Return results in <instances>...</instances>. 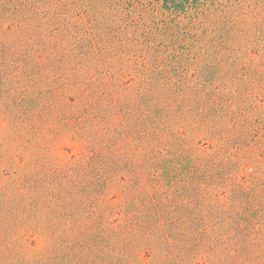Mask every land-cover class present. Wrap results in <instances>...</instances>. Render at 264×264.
Segmentation results:
<instances>
[{
	"label": "rangeland",
	"instance_id": "1",
	"mask_svg": "<svg viewBox=\"0 0 264 264\" xmlns=\"http://www.w3.org/2000/svg\"><path fill=\"white\" fill-rule=\"evenodd\" d=\"M70 1L44 0L27 38L0 55V264H264V0H199L173 16L150 0L156 11L146 20L177 42L168 70L146 74L125 55V8L136 6L139 19L149 0ZM92 29L110 33L99 60L77 51ZM168 87L175 97L200 93L203 124L176 102L163 119L140 114L158 126L154 135L128 138L145 104L165 105ZM137 90L154 92L151 103L136 100ZM224 150L230 163L208 179ZM194 164L205 181L192 180ZM88 183L109 186L83 208ZM166 199L204 221L177 227L180 243L152 235L170 230V214L157 222ZM149 213L157 220L136 226ZM101 229L107 244L94 246Z\"/></svg>",
	"mask_w": 264,
	"mask_h": 264
},
{
	"label": "trees",
	"instance_id": "2",
	"mask_svg": "<svg viewBox=\"0 0 264 264\" xmlns=\"http://www.w3.org/2000/svg\"><path fill=\"white\" fill-rule=\"evenodd\" d=\"M44 0H0V55H3L4 57L11 56L12 52H9L10 49L13 48L14 45H16V42L20 41L22 42L25 38H27V33L32 29L31 27L37 22V19L33 20L37 14V11L42 5V2ZM62 1V0H61ZM80 1V0H79ZM155 2H162V9L164 11L169 12V15L173 16V14L178 12H184L186 9L192 7L193 5L199 4V0H154ZM205 1H214V0H205ZM72 5H77V0H71L70 1ZM97 2V1H95ZM51 4V3H50ZM49 4V5H50ZM54 4V3H53ZM81 4L84 5V0L81 1ZM151 2L149 0V7L148 11L144 10V14L142 15V12L138 15L139 19H133L131 18L130 13L133 10V13L136 12V6H128V9L125 8V32L128 33V36L125 39V51H126V57H130L133 59H136V61L131 62L134 65H137L141 71L146 74L147 67L151 69H155L161 72L163 70H168L169 61L175 57L176 51H173V46L176 44V40L174 39L173 33H168V28H160L157 26L154 22H148L146 20L147 16H150V18H154V13L156 11L155 7H151ZM69 4L66 3L65 8ZM97 7V6H96ZM99 9L102 8V6H98ZM142 8H144V5H141ZM96 9V8H94ZM112 10L118 9L116 5H112L110 3V8ZM68 11L69 9H64L63 11ZM87 12V9L82 8L79 12ZM224 13V12H223ZM130 15V16H129ZM170 18V17H169ZM124 22V21H123ZM103 25L96 27V29L102 28ZM93 30L90 31H83L82 35L88 37L84 43L79 44V47L77 48L78 53L80 54V57H87L89 55H92V58H96L97 52H99V55L97 57V60H99L100 57H106L105 48L106 44L108 43L107 36H110V33L102 36L96 35L94 36ZM171 30V29H170ZM169 30V32H170ZM62 31V30H61ZM62 33L65 36H68L70 34V31L68 29L62 31ZM91 37L95 38L90 39ZM19 42V43H20ZM175 48V47H174ZM175 60H180V57H178ZM190 88V87H189ZM167 93L166 96L163 97V100L165 105L164 106H153L150 107L152 104H145V106H148L147 109L144 108L143 111L138 113L137 118H135L137 122V126L139 129V133H137L135 130H128L126 132V136L133 141L142 140L145 138L150 137L151 135H154L158 129H156L158 126L153 125L150 119L145 115H140L143 112L151 111V114H153V117L155 116L158 119H163L164 114L168 111V109L172 107L173 103H176L181 106L180 108V115H186L188 118L194 120L200 124H203L202 120L198 119L201 117L205 111H204V105L201 101L199 95L198 97L195 94L196 92L193 91H183L181 90L179 94L175 97L171 95V89L165 88L164 89ZM138 91V92H137ZM133 93V95L136 97V100L141 99V103H145L147 100H149V103H151V100H153V96L155 93L150 95V91L141 92L140 90H137ZM198 98V102H197ZM158 99V98H157ZM38 103L40 101L38 100ZM197 103V104H196ZM144 106V105H143ZM130 106L126 105L125 108L129 110ZM179 107V106H176ZM141 108H143L141 106ZM156 108V109H155ZM35 109L34 106L29 105L28 107L24 108L23 112L29 113ZM153 110L156 111L155 116ZM198 113V114H197ZM156 121V118L155 120ZM225 155L221 153L218 158V163H209L211 170H209V173L211 174L209 178L214 179H220L223 175V171L220 169V164L230 163L229 156L230 153L224 150ZM191 174H192V180L194 181H200L206 180V177L203 175V172L201 171V168L196 166L195 164L189 168ZM235 171V170H234ZM225 174H230V170H227L224 168ZM233 174V171H232ZM148 175H150L148 173ZM151 179H156L154 177H151ZM110 184V183H109ZM193 185L198 186H205L209 185L210 183H190ZM223 184V183H222ZM220 183H211L209 188H217L220 186ZM109 185L105 186V190ZM197 190V188H195ZM105 190H102V186H99L98 183H88L84 185L80 192V201L83 208L86 207H92L99 203L100 197H103V194ZM194 190V188H193ZM243 191H246L244 189H241ZM157 191L160 192V189H157ZM155 195V194H154ZM156 196V195H155ZM168 208L167 207H161L159 209V215L158 219L159 221L152 216L150 213L144 216V219L139 222V224L136 226H142L146 223L152 224L157 220L160 226H164L163 219L167 218L169 214L171 215L170 219H166V222H168V225H165L163 228L168 227L170 228L169 231H163L162 227L160 230L153 229L152 235L153 237H161L163 239L167 240H173V243H180L183 238H178L181 234L180 231L175 233V230L177 227H182L184 223H196L198 222L199 225L203 224L204 221H199L195 215V212L190 210L188 207L182 209L181 211L178 210L172 203V201H168ZM147 199H141L140 202H146ZM210 207V206H209ZM211 208V207H210ZM208 208V212L211 211V209ZM109 212L111 213V216L114 214H121V211L116 213L114 210L112 211L111 208H108ZM134 210V211H133ZM138 211V207L132 208V203L128 205L127 213L130 216H135ZM207 213V212H206ZM177 214L176 218L173 219V215ZM84 216H87L84 214ZM82 216V215H81ZM186 218V219H185ZM91 223V221H90ZM179 225H176V224ZM183 223V224H182ZM92 225V223H91ZM124 227H128L127 224H122ZM121 225V226H122ZM116 227V226H115ZM120 227V228H124ZM104 230H98L95 234V240H94V246H98L101 243H106V239L103 237ZM114 229L111 230V238L113 235H115ZM176 235V236H174Z\"/></svg>",
	"mask_w": 264,
	"mask_h": 264
}]
</instances>
